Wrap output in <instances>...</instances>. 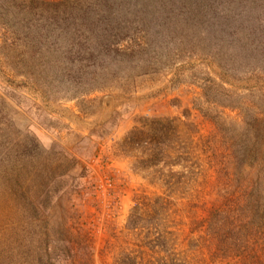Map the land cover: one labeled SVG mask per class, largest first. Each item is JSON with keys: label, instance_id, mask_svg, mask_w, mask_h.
I'll list each match as a JSON object with an SVG mask.
<instances>
[{"label": "trees", "instance_id": "obj_1", "mask_svg": "<svg viewBox=\"0 0 264 264\" xmlns=\"http://www.w3.org/2000/svg\"><path fill=\"white\" fill-rule=\"evenodd\" d=\"M0 31L11 79L53 89L56 82L68 83L72 73L63 69L70 66L79 70L68 86L73 99L81 85L89 92L115 84L128 89L137 77L169 73L184 86L179 80L191 74L187 65L203 68L207 83L198 86L199 98L184 116L195 109L215 127L224 145L220 172L230 186L203 220L205 236L214 241L216 255L264 264V0H0ZM83 62L96 69L84 71ZM6 94L0 93V177L9 181L25 220L13 237L18 245L0 250V263L87 264L88 258L90 264L91 241L73 225L55 235L42 204L31 195V183L42 177L31 176L27 153L13 156L28 151V144L15 134L17 112ZM195 138L185 137L174 119L145 117L118 146L149 153L146 166L166 159L169 167H183L173 175L193 176L202 156L195 155ZM139 207L126 227L140 233L139 249L116 264H189L170 231L161 229L164 220L157 210L145 219Z\"/></svg>", "mask_w": 264, "mask_h": 264}, {"label": "rangeland", "instance_id": "obj_2", "mask_svg": "<svg viewBox=\"0 0 264 264\" xmlns=\"http://www.w3.org/2000/svg\"><path fill=\"white\" fill-rule=\"evenodd\" d=\"M3 41L0 31V93L6 94L11 68ZM68 62L77 63L72 59ZM83 63L84 71L96 69ZM189 65L191 74L179 80L184 86L175 83L169 73L137 77L128 89L115 84L89 92L81 85L75 99L68 86L75 83L79 70L70 66L63 69L72 73L68 83L56 82L53 89L11 79L13 88L6 95L11 96L9 101L17 112L14 126L19 133L15 134L28 144V151L19 150L13 156L27 153L31 176L42 177L33 180L30 191L42 204L41 212L51 221L55 235L61 236L65 226L73 225L91 241L90 264H116L123 254L138 251L140 233L126 228L137 204L141 206L138 214L145 219L157 210L154 213L164 220L161 229L170 231L171 242L175 241L181 258L189 264H249L226 259L222 252L216 255L214 241L205 236L203 220L222 199V193H229L230 186L225 172H220L218 161L224 145L215 127L195 109L184 116L192 107L191 101L199 98V87L207 83L203 68ZM145 117L174 119L185 137L196 136L195 155L202 156L199 167H193V176L173 175L183 167H169L166 159L146 166L149 153L140 148L128 152L118 146ZM45 167L54 174L48 175ZM179 180L185 183L180 185ZM23 220L9 181L0 177V250H13L18 245L13 237ZM26 222L29 229L31 221ZM27 258L23 256V260ZM84 261L89 264L88 258Z\"/></svg>", "mask_w": 264, "mask_h": 264}]
</instances>
